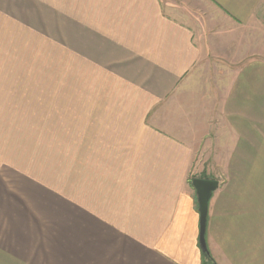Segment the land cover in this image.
I'll return each mask as SVG.
<instances>
[{
	"label": "crops",
	"instance_id": "1",
	"mask_svg": "<svg viewBox=\"0 0 264 264\" xmlns=\"http://www.w3.org/2000/svg\"><path fill=\"white\" fill-rule=\"evenodd\" d=\"M178 1L0 0V264H208L191 184L211 178L196 169L207 139L162 106L203 51ZM210 1L264 17V0ZM258 65L239 87L255 91ZM225 90L224 114L247 119ZM227 231L226 181L209 208L217 264Z\"/></svg>",
	"mask_w": 264,
	"mask_h": 264
},
{
	"label": "rangeland",
	"instance_id": "2",
	"mask_svg": "<svg viewBox=\"0 0 264 264\" xmlns=\"http://www.w3.org/2000/svg\"><path fill=\"white\" fill-rule=\"evenodd\" d=\"M177 3L187 21L195 24L203 51L180 90L162 106L171 103L173 116L207 139L201 146L203 160L196 163L198 172L222 185L227 181V230L234 235L227 233V264H264V170L258 168V161L251 160L257 137L263 134L264 138L263 67L258 65L256 70L262 72L261 77H252L255 91L239 87V76L246 68L264 63V17L239 24L210 0ZM225 89L227 105L238 103L239 95L246 96L251 110L247 119L228 109L224 114ZM225 132L227 176L223 161L226 147L222 143Z\"/></svg>",
	"mask_w": 264,
	"mask_h": 264
},
{
	"label": "water",
	"instance_id": "3",
	"mask_svg": "<svg viewBox=\"0 0 264 264\" xmlns=\"http://www.w3.org/2000/svg\"><path fill=\"white\" fill-rule=\"evenodd\" d=\"M196 191L198 212L200 215V234L199 244L203 256L210 264H216V261L209 248L207 239V228L209 218L210 201L215 191L219 188L220 182L217 179L196 177L191 182Z\"/></svg>",
	"mask_w": 264,
	"mask_h": 264
},
{
	"label": "trees",
	"instance_id": "4",
	"mask_svg": "<svg viewBox=\"0 0 264 264\" xmlns=\"http://www.w3.org/2000/svg\"><path fill=\"white\" fill-rule=\"evenodd\" d=\"M205 258V257H204ZM205 261H206V259H205ZM207 262V261H206ZM208 264H210L209 262H207ZM217 264V263H216Z\"/></svg>",
	"mask_w": 264,
	"mask_h": 264
}]
</instances>
